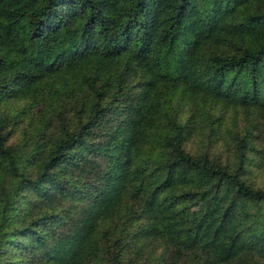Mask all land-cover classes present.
<instances>
[{
    "label": "trees",
    "instance_id": "1",
    "mask_svg": "<svg viewBox=\"0 0 264 264\" xmlns=\"http://www.w3.org/2000/svg\"><path fill=\"white\" fill-rule=\"evenodd\" d=\"M215 107L264 115V0H0V264H264Z\"/></svg>",
    "mask_w": 264,
    "mask_h": 264
},
{
    "label": "rangeland",
    "instance_id": "2",
    "mask_svg": "<svg viewBox=\"0 0 264 264\" xmlns=\"http://www.w3.org/2000/svg\"><path fill=\"white\" fill-rule=\"evenodd\" d=\"M23 102L22 99L10 101V104L16 105ZM25 101V98H24ZM27 102V100H26ZM24 103V102H23ZM36 109V106H29L26 110L28 114L34 113ZM214 112L221 117V121L226 124L228 127H231L232 125H236V127L239 129V133H242L244 129L250 130L252 132H256L257 135L255 137L256 141H259V139L262 137V134L264 133V115H259L256 111L255 114L251 113L252 117L256 120L255 123H247L248 116L244 115L241 111H235L230 107H227L225 109L221 107H215ZM21 123H17L15 127L18 129L20 128ZM19 136V130H14L13 134H11V139L16 140V138ZM29 147V146H28ZM248 178L253 181L255 184H259L264 186V169L260 167H256L252 164H250V171L248 172ZM201 210V206L198 204L197 206H194L191 211V215L193 218H196L199 215V212Z\"/></svg>",
    "mask_w": 264,
    "mask_h": 264
}]
</instances>
